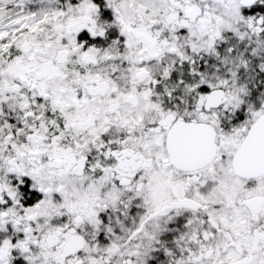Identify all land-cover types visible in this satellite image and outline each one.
<instances>
[{
  "label": "snow or ice",
  "instance_id": "6c2138e0",
  "mask_svg": "<svg viewBox=\"0 0 264 264\" xmlns=\"http://www.w3.org/2000/svg\"><path fill=\"white\" fill-rule=\"evenodd\" d=\"M0 264H264V0H0Z\"/></svg>",
  "mask_w": 264,
  "mask_h": 264
}]
</instances>
